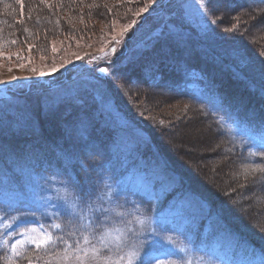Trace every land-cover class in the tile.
<instances>
[{
	"label": "rangeland",
	"instance_id": "1",
	"mask_svg": "<svg viewBox=\"0 0 264 264\" xmlns=\"http://www.w3.org/2000/svg\"><path fill=\"white\" fill-rule=\"evenodd\" d=\"M70 1L76 3L78 0ZM140 1L132 8L122 9L124 12L119 10L115 13L114 10L109 23L102 26L99 35L91 39L80 38L78 33L69 42H64L67 35L60 40L51 39L49 53L42 58L36 56L37 52L29 43L22 44L20 48L18 45L0 46V81L10 82L0 83V105H11L29 96V100L34 102L35 96L41 94L37 104L48 111L59 99L67 97L76 102L79 101L76 98L78 95L89 96L87 101L99 104L102 115L106 116V122L103 121L114 134V138L103 145L110 154L104 159L108 162L107 156H111L112 160L125 167L110 170V167L101 168L99 163L83 162L77 157V152L72 153L75 145L68 148L71 151L69 154L62 155L61 166H53L48 160L53 159L54 152L47 151L42 159L39 153H34V145L27 144L18 150L9 143H0V248L10 259L28 249L39 253L55 250L60 255L50 257L49 262L62 264L60 257L64 245L58 238L69 241L78 238V229L83 223L100 217L107 220L105 227L123 229L121 221H128L127 227L136 233L160 228L159 234L171 239L174 247L158 242L157 249L162 252L159 254L161 258L167 256L175 264H183L179 257L182 260L191 257L198 262L204 260L205 264H264V258L258 252L243 244L234 232L221 223L218 215L208 212L207 204L199 196L183 188L180 180L164 168L165 160L160 155L156 138L154 134L149 135L145 127L150 129L148 122L157 123V126L163 122L164 127L170 126L163 137L174 152L175 159L186 167L196 168L199 177L203 173L202 179L207 183L212 176L226 173L229 178L231 175L229 164L235 163L230 157H222L219 150V147H225L227 139L235 143L239 151H243L240 156L242 160L263 165L264 156L260 155V151L264 149L261 146L264 132H255L244 125L225 120L220 113L210 110L208 102L196 100L187 94L182 83L158 90L142 103L133 102L125 95L115 78L109 80L111 73L118 70L133 53L156 38L173 34H189L197 40L210 38L208 31L215 24L211 22L209 13L214 0L203 8L198 0ZM40 2H43V7L39 5ZM40 2L37 4L43 11L50 10L55 14L54 24L56 19L67 17L61 15L56 18L60 11L65 10L64 4L59 5L58 0ZM89 3L96 7L93 0ZM102 5L105 3L102 2ZM14 7L17 11L24 8L22 5L19 8V4ZM8 8L5 6L2 9ZM33 9L31 7L29 11ZM133 20L136 23L125 31ZM50 26L47 23L40 34H56L55 30L49 29ZM207 42L203 44L204 48L209 47ZM113 48L116 49L115 53L112 52ZM257 53L262 57L260 52ZM218 55L225 63L228 59V65L239 72L240 69L244 70L247 77L244 78L249 83L264 87V74L241 61L240 49L239 56L233 57L228 49ZM53 68L58 69L55 74L40 76L41 71L50 73ZM102 68L109 71L101 72ZM211 74L218 81L221 80L217 74ZM14 77L20 79L14 80ZM43 79H48L52 84L48 87L38 86L37 83ZM196 81L189 84L190 88L201 99H206V94L200 93V81ZM168 83L172 86L171 77H168ZM219 85L223 93L220 96L224 98L225 95L230 99L228 86ZM213 96L220 103L219 95ZM263 109L264 104L253 107L255 112ZM4 111L0 109V113ZM207 111L226 138L222 134L217 136V129H208L211 119L208 120ZM248 112L247 109H238L237 114L241 117ZM260 115L262 119L259 121L264 122V111ZM21 126L22 123H19ZM232 132L242 139V144L249 151L244 150V146L232 137H236ZM85 151L83 149L82 155ZM20 152L24 153L23 158ZM102 212L106 216L101 215ZM139 220H145V224H140ZM57 224L59 228L55 227ZM61 225L64 229L59 236ZM70 233H76V236ZM46 235L51 236L53 242L37 248L36 241L44 240ZM117 235L112 231L107 238L113 240ZM132 242L135 243V240ZM14 245L16 252L13 251ZM169 252L177 256L165 254ZM191 259L189 262L193 264Z\"/></svg>",
	"mask_w": 264,
	"mask_h": 264
},
{
	"label": "trees",
	"instance_id": "2",
	"mask_svg": "<svg viewBox=\"0 0 264 264\" xmlns=\"http://www.w3.org/2000/svg\"><path fill=\"white\" fill-rule=\"evenodd\" d=\"M89 1L78 0L73 3L70 0H58L59 5L64 4L65 10L60 11L56 18L61 15L67 17L56 19L54 24L55 14L50 10L43 11L39 7V5L44 6L40 0H19V2L0 0V46L18 45L20 48L22 44L29 43L37 52L36 56L42 58L49 53L51 39L60 40L66 35L73 38L65 37L64 42H69L78 35L80 38L91 39L99 35L102 26L109 23L114 10L117 13L141 2L140 0L133 2L93 0L96 6L94 7ZM100 1L105 5L101 6ZM13 2L19 4V8L21 5L24 8L17 11ZM37 2H40L39 5ZM5 6L9 8L2 9ZM31 7L34 9L29 11ZM261 10H264L262 0H214L209 16L212 20H217V23L208 31L210 38L197 40L189 34L156 38L140 51L133 53L118 70L111 73L109 80L115 78L124 94L133 102L144 103L146 97L158 93V90L173 88L180 83L183 84L184 91L190 95L186 88L187 82L191 80L190 72H195L196 76L200 73L201 82L206 86V92L210 95V104L216 113H220L225 120L255 122L264 111V109L261 112L253 111L255 105L264 104V87L249 83L244 70L240 69L241 75L235 67L228 65V59L225 63L218 54L228 49V52L235 57L240 49L241 61L264 74V30L245 29V24L249 21L247 13L258 15ZM47 23L51 24L49 29L55 30L56 34L49 33L47 36L40 34ZM233 25L239 27V33L224 31L225 28ZM205 42L209 47L204 48ZM256 50L261 53L263 59L258 56ZM211 72L220 76L221 80L214 78ZM168 77L172 78V86L168 83ZM37 84L48 87L52 83L48 79H43ZM219 84L228 86L227 94L231 96L230 99L225 95L224 98L220 96L223 93ZM183 87L181 86L182 90ZM213 94L219 95L220 103L216 102ZM39 96L41 94L35 96L34 102L29 100V96L14 101L11 105H0V109L5 110L4 113H0L1 144L9 143V146L18 150L27 144L34 145V153H39L42 159L47 151L54 152L53 159L48 160L53 166L63 164L62 155L69 154L71 151L68 148L75 145L72 153L77 152V157L83 162L99 163L101 168L110 167V170L120 169V166L125 169L116 160H112L111 156H107L108 162L104 159L110 154L103 145L113 139L114 134L105 123L106 116L102 115L99 104L88 102L89 96L78 95L76 98L79 101L75 102L67 97L59 99L52 108L45 111L37 104ZM238 109H247L249 112L245 116L238 117ZM210 110L212 111L211 108ZM206 114L209 116L208 120L211 119L209 111ZM211 121H208V129L210 131L217 129L219 131L217 136H221L222 132L217 123L213 119ZM19 123H22L21 127ZM148 123L150 129L147 127L145 129L149 135L154 134L156 138L160 155L165 160L164 168L180 180L179 184L183 188L199 196L198 198L207 204L208 212L218 215L221 223L234 232L240 241L264 255V164H249L248 161L242 160L240 156L243 155V151H239L235 143L227 139L225 147H219V150L222 157H230L235 163H228L230 166L225 164L231 168V175L229 178L226 173L212 176L207 183L202 179L203 173L199 177L196 168L186 167L175 159L174 152L169 149L165 143L167 140L163 137L168 133L170 126L164 127L163 122H159V126L157 123ZM222 136L226 138L223 134ZM83 149L86 151L82 155ZM7 150L10 152L9 149ZM176 152L178 153V150ZM19 154L23 158L24 153ZM31 164L36 166L34 163ZM66 165L71 166V164ZM54 255L60 253L55 250L39 253L34 249H28L18 257L10 259L0 248V264H8L9 260L11 264H53L49 262V258Z\"/></svg>",
	"mask_w": 264,
	"mask_h": 264
},
{
	"label": "snow or ice",
	"instance_id": "3",
	"mask_svg": "<svg viewBox=\"0 0 264 264\" xmlns=\"http://www.w3.org/2000/svg\"><path fill=\"white\" fill-rule=\"evenodd\" d=\"M19 2V0H18ZM201 7H207L211 0H198ZM264 2V0H262ZM144 11V9H141ZM139 15V13H137ZM249 17L248 23L245 24V29H255L257 31L264 30V10L258 15L253 13H247ZM222 19V17L220 18ZM213 24L217 23V20L211 21ZM136 23L135 20L131 24L126 26L125 31L131 28ZM226 32H240L239 27L233 25L232 27L225 28ZM119 43V41H117ZM55 51V47H53ZM115 53L116 49H112ZM35 71V69H33ZM58 71L57 68H53L50 73L44 71L40 72V76L53 75ZM101 72L107 73L108 68L100 69ZM14 80L20 79L14 77ZM29 79V78H25ZM0 83H10L9 81H0ZM262 148H264V142H262ZM264 156V151L260 153ZM101 215L106 216L105 212ZM107 220H101L100 217L90 219L86 223H83L78 231V238H74L71 241L64 240L62 237L58 238L62 241L64 247L62 249L63 255L60 257L62 264H175L174 261L165 258H161L159 250L157 249L158 242L167 243L174 247V243L171 239H168L160 235V228H153L146 232L136 233L133 229L128 228V221H121L124 228H112L105 227ZM140 224H145V220H139ZM55 227L59 228L57 224ZM118 233L115 239L109 240L107 237L112 232ZM71 236L75 237L76 233H70ZM135 240V243L132 241ZM52 237L46 235L44 240L36 241V247L40 248L41 244L52 243ZM16 246H13V251L16 252ZM173 252H169L167 255H173ZM11 264V260L8 261Z\"/></svg>",
	"mask_w": 264,
	"mask_h": 264
}]
</instances>
